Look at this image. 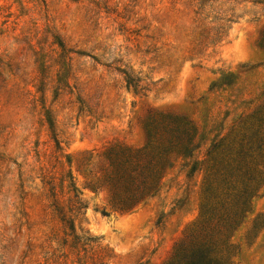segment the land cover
<instances>
[{
    "label": "rangeland",
    "instance_id": "obj_1",
    "mask_svg": "<svg viewBox=\"0 0 264 264\" xmlns=\"http://www.w3.org/2000/svg\"><path fill=\"white\" fill-rule=\"evenodd\" d=\"M263 37L255 0H0V264H174L201 218L212 140L264 108ZM151 113L206 137L190 157L168 154L159 190L122 209L100 169L109 151L137 162L152 149ZM261 167L236 264H264Z\"/></svg>",
    "mask_w": 264,
    "mask_h": 264
},
{
    "label": "trees",
    "instance_id": "obj_2",
    "mask_svg": "<svg viewBox=\"0 0 264 264\" xmlns=\"http://www.w3.org/2000/svg\"><path fill=\"white\" fill-rule=\"evenodd\" d=\"M59 44L64 48V44ZM261 44H264V37ZM126 81L128 87L136 92L139 90L138 79L128 75ZM228 83H231V79ZM46 118L52 128L53 120L48 112ZM246 118L236 134L212 140L205 153L201 218L178 242L174 264H236L231 238L250 211L262 179L261 160H264V108ZM142 125L152 149L143 152L142 158H135L137 162L109 151L105 155L109 168L104 165L100 169V186L122 209L139 203L159 190L165 161L170 164L168 154L190 157L206 137L190 121L171 114L151 113L142 120ZM56 142L58 145L59 142ZM195 169L196 165H193L192 172ZM71 186L75 199L73 208L79 210L82 202L73 183ZM51 194L60 219L69 223L74 232V222L66 217L58 205L54 187Z\"/></svg>",
    "mask_w": 264,
    "mask_h": 264
}]
</instances>
